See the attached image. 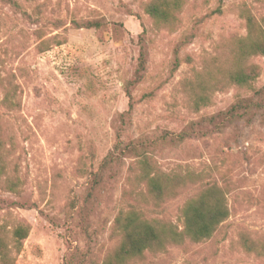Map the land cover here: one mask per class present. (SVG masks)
Segmentation results:
<instances>
[{
    "label": "rangeland",
    "instance_id": "obj_1",
    "mask_svg": "<svg viewBox=\"0 0 264 264\" xmlns=\"http://www.w3.org/2000/svg\"><path fill=\"white\" fill-rule=\"evenodd\" d=\"M15 1L17 8L0 1L1 155L35 208L0 205V223L30 227L13 264H103L120 242L114 218L135 204L137 192L148 218L180 227L179 209L203 185L219 187L229 208L215 234L127 264H264L240 246L244 239L264 243V111L226 119L237 95L248 93L220 84L229 49L245 34L238 8L264 17V0H185L170 28L144 13L148 0ZM94 20L103 23L100 30L71 25ZM184 35H191L188 44L181 43ZM140 38L144 79L132 91V111L122 117L128 110L123 84L133 78ZM248 65L255 68L254 87L264 88V58L252 57ZM197 85L206 106L193 101ZM12 88L15 108L3 103ZM180 134L182 140L171 139ZM121 137L156 143L157 168L191 173L194 182L154 206L125 159L103 171L81 215L94 173Z\"/></svg>",
    "mask_w": 264,
    "mask_h": 264
},
{
    "label": "trees",
    "instance_id": "obj_2",
    "mask_svg": "<svg viewBox=\"0 0 264 264\" xmlns=\"http://www.w3.org/2000/svg\"><path fill=\"white\" fill-rule=\"evenodd\" d=\"M11 7L18 6L15 0H0ZM221 4V0L218 1ZM185 5V0H148L144 5V13L158 27L170 28L177 24V17ZM215 13H220V6ZM240 19L244 22L245 34L239 38L229 49L227 67H222L220 75L221 88L232 87L240 92L248 93L245 98L237 95L235 103L226 111V119L242 118L250 110L257 113L264 111V88L254 87L255 68L248 65L252 57L264 58V17L252 14L245 5L238 8ZM71 25L75 29L100 30L103 23L99 20L76 22ZM191 35H184L182 44H188ZM60 45L59 42L55 43ZM145 40L139 39V56L133 78L123 84L125 96L128 99V110L122 117L129 116L133 109L132 91L144 79L147 54L145 51ZM180 45L178 44V47ZM178 50H175L174 67L179 63ZM217 83H213L216 86ZM219 88V87H216ZM215 90H219L216 89ZM193 91L195 105H207V97L203 90L197 85ZM14 90L5 93L3 103L11 108L17 107L14 100ZM184 134L178 135L172 140H182ZM156 143H148L142 138L122 139L119 138L112 152L103 160L102 165L93 175L91 187L79 208L86 212L87 206L95 198V188L101 183L102 173L118 166L122 160L130 159L129 169L134 174V182L144 187L147 201L156 206L165 198L183 190L188 184L194 182L191 173L164 174L156 166L152 159ZM2 145L0 142V194H7L16 199L8 202L0 198V205L6 209H34L35 205L27 203L23 198V182L18 175H10L7 172L5 161L1 155ZM135 204L118 212L113 221V232L120 239L119 245L114 253L106 259L103 264H127L128 262L141 258L146 252H158L168 245H181L184 241L198 243L210 239L219 226L229 217V208L223 191L216 185H203L199 193L192 199L186 201L178 212L180 227L171 223H165L156 219L148 218L143 208L138 205L136 193ZM30 233L27 224L16 223L9 227L0 223V264H13L15 256L21 252L24 241ZM241 248L249 254H255L264 258V243L244 239L240 243ZM70 253V252H69ZM75 252L70 253L72 257Z\"/></svg>",
    "mask_w": 264,
    "mask_h": 264
}]
</instances>
